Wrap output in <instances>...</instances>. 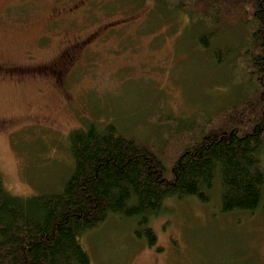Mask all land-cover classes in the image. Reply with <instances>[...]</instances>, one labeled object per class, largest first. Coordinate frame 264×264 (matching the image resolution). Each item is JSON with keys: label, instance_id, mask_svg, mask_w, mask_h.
<instances>
[{"label": "rangeland", "instance_id": "1", "mask_svg": "<svg viewBox=\"0 0 264 264\" xmlns=\"http://www.w3.org/2000/svg\"><path fill=\"white\" fill-rule=\"evenodd\" d=\"M138 1L0 0V174L13 195L59 192L72 170L68 138L91 123L162 143L174 120L182 127L246 94L233 67L242 25L206 51L189 15ZM74 39L82 44H64ZM166 211L151 223L154 248L122 217L89 232L91 264H264L261 214H223L218 184L209 204L171 201Z\"/></svg>", "mask_w": 264, "mask_h": 264}, {"label": "trees", "instance_id": "2", "mask_svg": "<svg viewBox=\"0 0 264 264\" xmlns=\"http://www.w3.org/2000/svg\"><path fill=\"white\" fill-rule=\"evenodd\" d=\"M155 1L204 28L198 43L206 51L223 32L245 28L233 67L246 94L235 107L195 115L182 127L174 120L162 143L115 124L73 131L71 174L57 193L19 197L0 174V264H91L82 239L113 216L133 220L136 238L154 248L151 223L168 203L209 204L216 184L223 214L260 213L264 222V0Z\"/></svg>", "mask_w": 264, "mask_h": 264}, {"label": "flooded vegetation", "instance_id": "3", "mask_svg": "<svg viewBox=\"0 0 264 264\" xmlns=\"http://www.w3.org/2000/svg\"><path fill=\"white\" fill-rule=\"evenodd\" d=\"M78 6V5H77ZM82 41L83 40H78V39H74L73 41H71V40H67L66 42H64V44L66 43L67 44V47L68 48H70V49H74L76 46H79V45H81L82 44ZM85 44V43H84ZM64 56L65 55H63V56H61V59H63L64 58ZM11 71V70H10ZM9 71V72H10ZM14 72H15V74H14ZM12 74H14V76H28V77H31L32 79L33 78H41V79H45L44 77H49V75H47V74H44V75H42V76H40V74H36V73H33V74H31V73H28L27 74V72H19V71H12L11 72Z\"/></svg>", "mask_w": 264, "mask_h": 264}]
</instances>
